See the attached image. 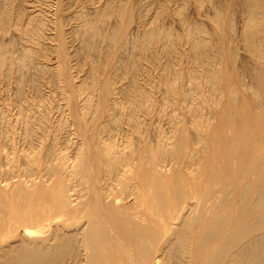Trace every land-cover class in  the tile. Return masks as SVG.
<instances>
[{
    "label": "rangeland",
    "instance_id": "rangeland-1",
    "mask_svg": "<svg viewBox=\"0 0 264 264\" xmlns=\"http://www.w3.org/2000/svg\"><path fill=\"white\" fill-rule=\"evenodd\" d=\"M250 6L256 7L259 13L264 14V0H0V247L15 243L20 232L33 231L32 236L39 237L41 234V238H47L59 225L62 226V228L59 227L63 230L62 234L67 231L63 235H74L73 232L77 233V228L80 232L81 228L88 224L89 219H93L90 217L93 216L94 207H97L98 211L101 210L99 213L110 222L115 233L117 232L116 235L124 248L126 250L129 248V253L130 249H136L137 252L144 251L147 264H173L174 262L202 264L229 234V228L224 229L220 237L212 244L210 242L201 248L199 247L201 234L197 233L191 240L194 244L193 242L189 244L190 254L184 256L181 250L175 247L167 256L165 245L171 236L168 228H177L183 218L189 214L195 217L198 212L222 208L225 204L229 205L232 213L230 225L240 218L245 223L251 221L256 213L246 210L248 214H245L238 208L241 201L240 194L230 193L234 185H229L226 192L219 185L222 179L234 176H238L237 179L245 184L253 176L252 172L259 174L264 170V80L261 81L264 79V64H262L264 56H259L264 53V32L259 30L264 31V24L260 17L253 19V23L257 21L258 24L259 21V26H255L256 23L252 24L253 28L258 27V29L257 32L254 29L251 36L253 37L254 34L257 36L254 35L256 37H253L254 39L249 36L250 42L247 41L242 33L245 27L244 22H246L243 20L249 17ZM104 11L108 12V17L107 14L104 16ZM92 20L91 26L88 25ZM95 22H97L96 25ZM144 28L147 31L148 28L149 31L157 29V34L160 32L161 35L157 36H160L161 41L157 38L158 42L151 40L148 44L147 41L144 46V42H140L143 35H146L144 33L147 32ZM193 30H197V34L200 35L196 32L192 33ZM93 31H96L97 35L91 34ZM105 35L109 38L107 39ZM162 35L165 38H162ZM188 35L193 36V40H189L192 38ZM110 36H115L114 41ZM194 38L206 43L210 41L209 47L199 52L201 55L197 54V49L192 45ZM89 39H92L91 42ZM151 44L154 45L151 46ZM134 45L137 47L133 48ZM257 45L261 46L260 49ZM169 48H172V52ZM249 49L256 50L251 52ZM220 55L221 57L217 58ZM258 57L261 62L257 61ZM212 66L213 69H211ZM215 69L219 70L218 73ZM195 70L199 72L195 73ZM200 71L204 74L202 75ZM193 72L198 80H201L199 75L202 76V80L198 81L197 77L192 75ZM168 75H173V80ZM207 77H209V84ZM167 80L175 81L173 93H170L173 89L169 87ZM203 80H205L204 83ZM196 81L204 89L195 88ZM250 85L252 87L254 85V89ZM210 86H213V89ZM244 86L247 87L244 88ZM230 87L233 90L229 91ZM209 88L212 90L210 91ZM197 90L203 93L199 92L202 94L198 96ZM261 94H263L262 97ZM91 95H93V102L88 99ZM142 95L146 98L144 99ZM134 97H137L139 102L135 101ZM203 98L207 99L205 100L207 103L204 100L201 101ZM136 102L137 104H134ZM146 104L148 105L145 106ZM127 114H131V119L128 116L129 121L125 116ZM176 117L178 120L175 119ZM65 120H68L67 123ZM109 120L111 122L114 120V125L113 123L110 125ZM213 120H216L215 124ZM104 125H107L109 130ZM177 125L179 129H176ZM64 127L68 130L63 129ZM174 128L180 132L174 142L177 147L175 159L162 160L159 149L164 141L171 142L169 139L175 132ZM110 130L111 132H108ZM109 143L115 144V147H111ZM108 146L112 148L114 156L121 160L122 165H125L123 167L119 162L117 169L112 170L117 172L114 174L111 172L112 175H107L104 158V152ZM201 146L205 151L201 149ZM118 147L121 148V152H118ZM54 151L57 152V157L58 154L63 155L62 157L68 156L64 159L66 166L70 169L81 161L82 167L77 168L79 174L76 178H65L67 180L65 181L60 173L51 177L49 173L44 172V169L48 172L45 167H48V164L51 166L57 158ZM196 153L201 154L200 158H202L198 159L199 155L197 156ZM76 154L79 160L74 159ZM49 155L53 159H50ZM81 155L82 157H79ZM83 155L86 156L83 157ZM156 155L160 156L161 161ZM30 156L31 158L36 156L34 160L37 159V162L34 163ZM73 159L79 162L75 163ZM134 161L138 162L137 165ZM72 162L75 163L73 166H71ZM86 163L87 166H85ZM127 163L131 165L133 181L129 185L127 177L130 167ZM157 163H159L158 166ZM168 165H171L170 168ZM195 166H198L197 170ZM126 168L127 171H125ZM165 171L169 177H163L162 173ZM14 176L17 177L14 178ZM7 178H10L9 182H5ZM24 182L28 183L29 187L24 186ZM67 182L70 184H66ZM31 184L34 188H31ZM131 184L138 186H136L135 196L127 193L130 191ZM60 191L67 192L74 198H81V194L82 197L89 196L90 200L88 198L87 206H83L79 211L63 209L57 202V194ZM105 193H111L112 197L108 198ZM100 207L105 209L106 214ZM88 208L93 210L88 211ZM82 212H86L85 214L89 216L86 217ZM82 214L85 215L83 218H81ZM190 215L189 218L194 219ZM37 220H43L46 225H49L44 229V233L37 229L35 224ZM18 227L20 230L14 232ZM107 235L104 240L106 257L101 259L99 264H132L127 258L128 252L121 247L122 244L121 246L118 244L122 250L118 247L117 243H120L117 242L118 239L110 234ZM122 238H127L125 239L127 244ZM57 242L55 238H51V242H47V245L57 248L61 244ZM71 250L73 249L63 250L64 254L68 252L66 255L62 251H57L62 252L61 257L59 256V264H78L79 262V264L82 262L85 264V257L80 256L79 250L77 248L76 252ZM162 250L164 254H161ZM73 253L74 255H71ZM63 255L64 258H62ZM68 255L69 258L66 260ZM72 256L75 258L73 259ZM4 259L0 258V264ZM229 261L228 258L225 263ZM140 263L145 264L144 261Z\"/></svg>",
    "mask_w": 264,
    "mask_h": 264
},
{
    "label": "bare ground",
    "instance_id": "bare-ground-1",
    "mask_svg": "<svg viewBox=\"0 0 264 264\" xmlns=\"http://www.w3.org/2000/svg\"><path fill=\"white\" fill-rule=\"evenodd\" d=\"M261 1V0H260ZM249 5H251V3L249 4ZM108 6V5H107ZM111 8V7H110ZM249 11L248 12H250V15L247 13V15H249V17L247 16V15H245L246 17H248L247 18V20H243V22L244 21H246V22H244L245 24V27L242 25V28L244 27V30H243V32L242 33H244V37L247 39V41H249L248 40V38H249V36H251L254 32V29L255 28H253L254 27V23H256V25L255 26H257L258 24H259V21H258V24H257V21L256 22H254L253 23V19H255V18H257V17H260L261 18V22L264 24V14H263V12L262 13H259L258 12V10H257V8L256 7H254V6H250V9H248ZM1 11V10H0ZM110 11V10H109ZM246 11V10H245ZM264 11V10H263ZM104 16L108 13H106L105 11H104ZM246 13V12H245ZM101 14H103V13H101ZM216 14H217V12H216ZM110 15H111V13H110ZM109 15V16H110ZM221 15V14H220ZM158 16V15H157ZM242 16V15H241ZM107 17H108V14H107ZM232 17V16H231ZM86 19V18H85ZM244 19H245V17H244ZM95 21V20H94ZM14 22H16V21H14ZM91 22L93 23V20L92 21H90V24L88 23V25H90L91 26ZM243 22H242V24H243ZM96 23L97 22H95V25H96ZM252 24H254V25H252ZM27 25V24H26ZM55 25V24H54ZM190 25V24H189ZM223 25V24H222ZM87 25H85V27H86ZM94 26V25H93ZM230 26H232L231 24H230ZM259 26V25H258ZM264 26V25H263ZM97 27V26H96ZM112 27V26H111ZM198 27V26H197ZM94 28V27H93ZM193 28V27H192ZM195 28V27H194ZM200 28V27H199ZM202 28V27H201ZM230 28V27H229ZM24 29V28H23ZM88 29V28H87ZM94 29H96V28H94ZM98 29V28H97ZM145 29V28H144ZM188 29V28H187ZM257 29H258V27H257ZM257 29H255L256 30V32H257ZM146 30V29H145ZM150 29L148 28V31H149ZM154 30L155 29H153L152 31H147V32H145L144 34H146V35H143L144 37H142L141 35V41L140 42H144V46H145V42H147L148 44L149 43H151L150 41L152 40V42H153V40H157V42H158V39H160L159 37L161 36L159 33L160 32H158V34L160 35L159 37L157 36L158 34H157V29L155 30L156 32H154ZM189 30V29H188ZM231 30H232V28H231ZM260 31H262V33L264 32L263 30H261V29H259ZM259 30H258V34H259ZM100 31V30H99ZM111 31V30H110ZM159 31V30H158ZM164 31V30H163ZM27 32V31H26ZM86 33H87V30L85 31ZM196 32V34H197V30L196 31H194L193 30V32L192 33H195ZM232 32V31H231ZM95 33V35H97V33H96V31H93V33H91V34H94ZM142 33V32H141ZM161 33H162V30H161ZM170 33V32H169ZM198 33H199V31H198ZM201 33V32H200ZM261 33V32H260ZM163 34H165L164 32H163ZM177 34V33H176ZM231 34V33H230ZM98 35H100L99 33H98ZM131 35V34H130ZM197 35H200V34H197ZM201 35H202V33H201ZM233 35V34H232ZM255 35V34H254ZM253 35V37H255V36H257V34L254 36ZM260 35V34H259ZM93 36V35H92ZM106 36V35H105ZM176 36V35H175ZM188 36H190V35H188ZM188 36L186 37V39L188 38ZM195 36V35H194ZM203 36V35H202ZM263 36V35H262ZM261 36V37H262ZM111 38H112V41H114L113 40V38L115 37V36H110ZM128 38H129V36H127ZM138 37V36H137ZM252 37V36H251ZM252 37V38H253ZM259 37V36H258ZM46 38V37H45ZM106 38H107V36H106ZM109 38V37H108ZM107 38V39H108ZM127 38V39H128ZM158 38V39H157ZM162 38H165V36H163L162 35ZM171 39H172V37H170ZM175 38V37H174ZM189 38H192V39H189V40H193V36H190ZM200 38H203V37H200ZM256 38V37H255ZM260 38V37H259ZM102 39V38H101ZM168 39V38H167ZM171 39H170V41H171ZM243 39V38H242ZM245 39V40H246ZM254 39V38H253ZM88 40V39H87ZM92 40V39H91ZM91 40L89 39V41L91 42ZM130 40V39H129ZM132 40V39H131ZM162 40H164V39H162ZM169 40V39H168ZM167 40V42H169ZM188 40V39H187ZM252 40V39H251ZM256 40V39H255ZM110 41V40H109ZM133 41H135V40H133ZM132 41V42H133ZM160 41H161V39H160ZM208 41V40H207ZM247 41H246V43H247ZM261 41V40H260ZM262 41H263V38H262ZM33 42V41H32ZM139 42V43H140ZM142 42V43H143ZM156 42V41H155ZM190 42H192V41H190ZM209 42L210 41H208L207 43L205 42V41H203V40H199V41H197L195 38H194V43L192 44V45H194L195 46V49H197V54L200 52L201 53V51H202V49H205V48H208L209 46H208V44H209ZM235 42V41H234ZM244 41H242V43H243ZM250 42V41H249ZM134 43V42H133ZM146 43V44H147ZM258 43H259V41H258ZM260 43H262V42H260ZM114 44V43H113ZM147 44V45H148ZM155 44V43H154ZM153 44V45H154ZM165 44H166V41H165ZM169 44L171 45V43L169 42ZM180 44V43H179ZM252 44H253V42H252ZM108 45H109V43H108ZM140 45V44H139ZM152 44H151V46H153ZM167 45V44H166ZM170 45H169V47H170ZM187 45V44H186ZM192 45H190V46H192ZM243 45V44H242ZM246 45V44H245ZM249 45V44H248ZM260 45V44H259ZM110 46H111V44H110ZM135 46L136 45H134V47L133 48H135ZM143 46V45H142ZM144 46H143V48H144ZM165 46V45H164ZM174 46V45H173ZM172 46V47H173ZM194 46H192V47H194ZM2 47V46H1ZM109 47V46H108ZM137 47V46H136ZM213 47V46H212ZM244 47H246V46H244ZM249 47V46H248ZM257 47H259L258 45H257ZM261 47V46H260ZM260 47H259V49H260ZM112 48V47H111ZM125 48V47H124ZM148 48V47H147ZM175 48V47H174ZM190 48V47H189ZM211 48V47H210ZM247 48V47H246ZM245 48V49H246ZM250 48V47H249ZM254 48V47H253ZM256 48V47H255ZM165 49V48H164ZM163 49V50H164ZM170 49V48H169ZM192 49V48H191ZM258 49V48H257ZM144 50V49H143ZM145 50H147L146 48H145ZM171 50V52H172V48L170 49ZM189 50V49H188ZM249 50H251V52H253V50L254 49H249ZM249 50H248V53H249ZM256 50V49H255ZM254 50V51H255ZM169 51V50H168ZM247 51V50H246ZM196 52V51H195ZM234 52V51H233ZM199 53V54H200ZM203 53H205V51L203 52ZM202 53V54H203ZM122 54V53H121ZM124 54V53H123ZM257 54V53H256ZM264 54V53H263ZM261 55V54H259V56H264V55ZM201 55V54H200ZM199 55V56H200ZM235 55V54H234ZM258 55V54H257ZM254 56H255V54H254ZM221 57V55L219 56V57H217V58H220ZM231 57V56H230ZM233 57V56H232ZM231 57V58H232ZM216 58V57H215ZM233 58H235V57H233ZM106 59V58H105ZM257 59V58H256ZM261 59V58H260ZM263 59H264V57H263ZM193 60V59H192ZM257 61H259V62H261L260 60H259V57H258V60ZM264 61V60H263ZM262 61V62H263ZM0 62H1V60H0ZM4 63V62H3ZM11 63V62H10ZM9 63V64H10ZM135 63V62H134ZM170 63V62H169ZM214 63V62H213ZM250 63V62H249ZM184 64H186V63H184ZM189 64V63H188ZM214 64H216V63H214ZM262 64H264V63H262ZM194 65V64H193ZM192 65V66H193ZM208 65L210 66V64L208 63ZM135 66V65H134ZM137 66V65H136ZM205 66V65H204ZM203 66V67H204ZM216 66V65H215ZM218 66H220L221 67V65H217V67ZM264 66V65H263ZM9 67V66H8ZM164 67V66H163ZM219 67V68H220ZM132 68V67H131ZM130 68V69H131ZM192 68V67H191ZM10 69V68H9ZM135 69V68H134ZM133 69V70H134ZM211 69H213V66H212V68ZM222 69V68H221ZM220 69V70H221ZM103 70V69H102ZM209 70H210V68H209ZM216 70V69H215ZM257 70V69H256ZM12 71V70H11ZM205 71V70H204ZM211 71V70H210ZM210 71H207V72H209V73H211ZM217 71V70H216ZM215 71V72H216ZM219 71V70H218ZM218 71H217V73H218ZM222 71V70H221ZM264 71V70H263ZM189 72V71H188ZM197 72H199V71H197V70H195V73H197ZM201 72V71H200ZM207 72H205L206 74H208ZM223 72V71H222ZM134 73V72H133ZM169 73V72H168ZM180 73V72H179ZM185 73V72H184ZM220 73V72H219ZM260 73V75H261V73H262V70H261V72H259ZM89 74V73H88ZM200 74V73H199ZM199 74H197V75H199ZM201 74H202V72H201ZM203 74H204V72H203ZM202 74V75H203ZM205 74V75H206ZM220 74H222V73H220ZM219 74V75H220ZM264 74V73H263ZM186 75V74H185ZM192 75H195L194 74V72H193V74ZM204 75V76H205ZM248 75V74H247ZM88 76V75H87ZM167 76V75H166ZM169 76V75H168ZM173 76V75H172ZM172 76L170 75L169 77L170 78H172ZM181 76V75H180ZM180 76H178V77H180ZM196 76V75H195ZM258 76V75H257ZM192 77V76H191ZM197 77V76H196ZM218 77H220V76H218ZM217 77V78H218ZM258 77H261V76H258ZM168 78V77H167ZM199 78H201V80H202V76L200 77V75H199ZM216 78V79H217ZM221 78H223V77H221ZM248 78V77H247ZM175 80L177 79V77L176 78H174ZM180 79V78H179ZM178 79V80H179ZM196 79V78H195ZM206 79H208V84H209V77H207ZM215 79V78H214ZM146 80V79H145ZM171 80H173V78L171 79ZM171 80H167V83H169V87H171L172 89H173V87H174V85H173V83L175 82V81H171ZM197 80H198V77H197ZM201 80H198V81H201ZM220 80H222V79H220ZM227 80V79H226ZM229 80V79H228ZM257 80H258V78H257ZM264 79H262L261 81H263ZM91 81H92V79H91ZM195 81V80H194ZM213 81H215V80H213ZM230 81H232V80H230ZM260 81V82H261ZM177 82V81H176ZM179 82V81H178ZM177 82V83H178ZM190 82V81H189ZM203 83L205 82V80H203L202 81ZM258 82H259V80H258ZM257 82V83H258ZM172 83V84H171ZM186 83V82H185ZM192 83H193V81H192ZM224 83V82H223ZM90 84V83H89ZM191 84V83H190ZM210 84H211V81H210ZM230 84V83H229ZM258 84H260V83H258ZM262 84V83H261ZM176 85V84H175ZM178 85V84H177ZM186 85H187V83H186ZM185 85V86H186ZM189 85V84H188ZM207 84H205V86H206ZM218 85V87L220 86L219 85V83L217 84ZM232 85V84H231ZM249 85V84H248ZM252 85V84H251ZM250 85V86H251ZM192 86V85H191ZM202 85L200 84V83H197V81H196V85H195V88H197V89H199V87L200 88H203L204 89V87L202 86ZM263 86H264V83H263ZM91 87V86H90ZM98 87V86H97ZM166 87V86H165ZM176 87V86H175ZM209 87V86H208ZM217 87V88H218ZM247 87V86H246ZM245 86H244V88H246ZM252 87V86H251ZM250 87V88H251ZM253 87H254V85H253ZM252 87V88H253ZM256 87V86H255ZM80 88H81V86H80ZM92 88V87H91ZM91 88H89V89H91ZM103 88H104V86H103ZM170 88V89H171ZM179 88H180V86H179ZM179 88H175V89H179ZM193 88V87H192ZM191 88V89H192ZM195 88H194V90H195ZM210 88H212L213 89V86L211 87L210 86ZM209 88V90L211 91L212 89H210ZM221 88V87H220ZM251 88V89H252ZM259 88V87H258ZM263 88V87H262ZM261 88V89H262ZM93 89H94V87H93ZM93 89H92V92H93ZM95 89H96V86H95ZM94 89V90H95ZM202 89V90H203ZM249 89V88H248ZM254 89V88H253ZM189 90V89H188ZM200 90V89H199ZM199 90H197L198 91V93H197V95L199 94V95H201L202 93H203V91H199ZM222 90V89H221ZM230 90H233V89H231V87H230V89H229V91ZM258 90V89H257ZM260 90V89H259ZM89 91V90H88ZM95 91H97V90H95ZM94 91V92H95ZM173 91H174V89L172 90V92H171V90H170V93H173ZM190 91V90H189ZM188 91V92H189ZM205 91V90H204ZM209 91V92H210ZM217 91H218V89H217ZM223 91H224V89H223ZM246 91H250V90H246ZM254 91H256V89L254 90ZM92 92H90V94H92ZM94 92H93V94H94ZM143 92H145V90L143 91ZM199 92H202L201 94L199 93ZM258 92V91H257ZM256 92V93H257ZM260 92V91H259ZM258 92V93H259ZM264 92V91H263ZM195 93V92H194ZM218 93V92H217ZM251 93H252V91H251ZM89 94V95H90ZM189 94V93H188ZM206 94H208V93H206ZM233 94V93H232ZM234 94H235V92H234ZM249 94V93H248ZM95 95V94H94ZM123 95V94H122ZM138 95V94H137ZM194 95H196V94H194ZM198 95V96H199ZM220 95V94H219ZM222 95V94H221ZM220 95V96H221ZM260 95V94H259ZM262 95L263 94H261V97H262ZM105 96V95H104ZM134 96H135V94H134ZM164 96V95H163ZM165 96H166V94H165ZM190 96V95H189ZM235 96V95H234ZM237 96V95H236ZM92 97H93V95H91V97L89 98L88 97V99H91L92 100ZM138 97V96H137ZM132 98V99H134L135 101L136 100H138V98ZM142 97L144 98V95H142ZM148 97V96H147ZM168 97V96H167ZM166 97V98H167ZM205 98H206V96H204ZM209 97H210V95H209ZM223 97V96H222ZM231 97V96H230ZM253 97H255V96H253ZM145 98H146V96H145ZM144 98V99H145ZM212 98V97H211ZM198 99V98H197ZM214 99V98H213ZM216 99V98H215ZM224 99V98H223ZM235 100H236V98H234ZM133 100V101H134ZM140 100H142L141 99V96H140ZM161 100V99H160ZM189 100H190V98H189ZM202 100H207V99H201V101ZM211 101H213L212 99H210ZM85 101H87V100H85ZM117 101V100H116ZM132 101V102H133ZM145 101V100H144ZM148 101V100H147ZM201 101L200 100H198V102H200V104H201ZM216 101V100H215ZM214 101V102H215ZM234 101V100H233ZM254 101V100H253ZM92 102H93V100H92ZM129 102V101H128ZM131 102V103H132ZM137 102H139V100L137 101ZM137 102L136 103H134V104H137ZM142 102V101H141ZM195 102V101H194ZM206 102V101H205ZM213 102V103H214ZM220 102V101H219ZM218 102V103H219ZM223 102H224V100H223ZM263 102V101H262ZM114 103H116V102H114ZM146 103H148V102H146ZM204 103V102H203ZM207 103V102H206ZM211 104H212V102H210ZM209 103V104H210ZM216 103V102H215ZM261 103V102H260ZM264 103V102H263ZM120 104V103H119ZM122 104V103H121ZM120 104V105H121ZM144 104H145V102H144ZM197 104H199V103H197ZM210 104V105H211ZM236 104H237V102H236ZM256 104H257V102H256ZM90 105V104H89ZM131 105V104H130ZM139 105V104H138ZM142 105V104H141ZM148 104H146L145 106H147ZM194 105V104H193ZM209 105V106H210ZM215 105V104H214ZM219 105V104H218ZM220 105H222V103L220 104ZM264 105V104H263ZM115 106L117 107L118 106V103L117 104H115ZM133 107H134V105H132ZM188 106V105H187ZM195 106V105H194ZM262 106V105H261ZM93 107V106H92ZM139 107V106H138ZM211 107V106H210ZM213 107V106H212ZM216 107V106H215ZM215 107H214V109H215ZM257 107V106H256ZM137 108V107H136ZM213 109V110H214ZM257 109V108H256ZM145 110H146V108H145ZM166 110V109H165ZM129 111V110H128ZM195 111V110H194ZM49 112V111H48ZM47 112V113H48ZM188 112V111H187ZM233 112V111H232ZM240 112V111H239ZM46 113V114H47ZM118 113V112H117ZM130 113V112H129ZM134 113V112H133ZM176 113V112H175ZM194 113V112H193ZM218 113V112H217ZM159 114V113H158ZM189 114V113H188ZM48 115H49V113H48ZM86 115H87V113H86ZM93 115H95L94 113H93ZM131 115V114H130ZM130 115L129 114H127V115H125V116H129L130 117ZM213 115H214V113H213ZM254 115V114H253ZM124 116V117H125ZM135 116V115H134ZM134 116H132L133 118H135ZM157 116V115H156ZM162 116V115H161ZM175 116V115H174ZM177 116V115H176ZM188 116V115H187ZM44 117V116H43ZM83 117V116H82ZM87 117V116H86ZM129 117L127 118L128 119V121H129ZM150 117V116H149ZM171 117L173 118V115H171ZM214 117V116H213ZM245 117V116H244ZM132 118V119H133ZM181 118V117H180ZM252 118V117H251ZM69 119V118H68ZM92 119H93V117H92ZM113 119V118H112ZM124 119H126V118H124ZM126 119V120H127ZM130 119H131V117H130ZM136 119V118H135ZM175 119H177V117L175 118ZM175 119H174V121H175ZM216 119V118H215ZM178 120V119H177ZM200 120V119H199ZM66 121V120H65ZM65 121H64V123H65ZM68 121V120H67ZM67 121H66V123H67ZM69 121H70V119H69ZM110 122H111V120H109ZM124 121V120H123ZM127 121V122H128ZM181 121V120H180ZM197 121V120H196ZM195 121V122H196ZM202 121V120H201ZM209 121V120H208ZM211 121V120H210ZM257 121V120H256ZM110 122H108V124L110 123ZM134 122H136V121H134ZM198 122V121H197ZM203 122V121H202ZM201 122V123H202ZM205 122V121H204ZM213 122H214V124H215V122H216V120L214 121L213 120ZM258 122V121H257ZM66 123H65V125H66ZM113 123V125H114V120L110 123V125ZM188 123V122H187ZM212 123V122H211ZM70 123H68V125H69ZM106 124V123H105ZM107 124V125H108ZM179 124V123H178ZM182 124V123H181ZM185 124V123H184ZM197 123H195V125H196ZM213 124V123H212ZM61 125V124H60ZM105 126L106 127V129H107V127L108 126ZM109 125V126H110ZM129 125V124H128ZM208 125H209V123H208ZM73 126V125H72ZM178 126V125H177ZM181 127L183 126V125H180ZM212 126V125H211ZM210 126V127H211ZM69 127H71V125H69ZM111 127V126H110ZM109 128V127H108ZM173 128V127H172ZM179 129V126L178 127H176V129ZM205 128V127H204ZM213 128V127H212ZM63 129H66V130H68L67 128H63ZM71 130H72V128H70ZM103 129V128H102ZM105 129V128H104ZM65 130V131H66ZM107 130H109V129H107ZM107 130H106V132H107ZM61 131H62V129H61ZM174 133L172 134V137L169 139L171 142H165L164 140V144H162V146H161V149H159L160 150V158H162V160L164 159L165 160V158H167V160H169L168 158H174L175 156V152H176V150H177V147H176V144L174 143L175 141H176V139H177V137H178V135H180V132H178V130L176 131L175 130V128H174ZM181 131V130H180ZM186 131V130H185ZM206 131V130H205ZM212 131V130H211ZM108 132H111V130L110 131H108ZM170 132V131H169ZM173 132V130L171 131V133ZM55 133V132H54ZM68 133V132H67ZM201 133V132H200ZM264 133V132H263ZM70 134V133H69ZM210 135H211V132L209 133ZM71 135V134H70ZM186 135H187V133H186ZM198 135H200V134H198ZM203 135V134H202ZM204 135H206L205 133H204ZM144 136V135H143ZM68 137V136H67ZM203 137V136H202ZM205 137V136H204ZM211 137V136H210ZM145 138V137H144ZM163 138V137H162ZM200 138V137H199ZM9 140V139H8ZM65 140V139H64ZM122 140V139H121ZM129 140V139H128ZM204 140V139H203ZM67 141V140H66ZM104 141H105V139H104ZM112 141V140H111ZM110 141V142H111ZM198 141V140H197ZM65 142V141H64ZM67 142H69V141H67ZM106 142V141H105ZM108 142H109V140L107 141V143L106 144H108ZM131 142V141H130ZM162 142V141H161ZM207 142V141H206ZM103 143V142H102ZM112 143V142H111ZM111 143H109L110 145H112L111 147H113L115 144H111ZM160 143V142H159ZM198 143H200V142H198ZM67 144V143H66ZM106 144H105V147H106ZM130 144V143H129ZM141 144V143H140ZM201 144V143H200ZM82 145H83V143H82ZM156 145V144H155ZM161 145V144H160ZM202 145V144H201ZM204 145H206V144H204ZM102 146H104L103 144H102ZM132 145L130 144V147H131ZM157 146H159L158 144H157ZM195 146H196V144H195ZM200 146V145H199ZM207 146H209L208 144H207ZM75 147V146H74ZM82 147V146H81ZM84 147H86V146H84ZM88 147V146H87ZM86 147V148H87ZM111 147H107L106 149L104 148V147H102L103 149H105V152H104V150H103V152H104V158L106 159V161H105V159H104V161L106 162V166H107V171L106 172H108V174L107 175H109L111 172H112V170H115V169H117V165H118V163L119 162H121V160L119 161L118 160V158L117 157H115L114 156V152L112 151V148ZM115 147V146H114ZM139 147H141V146H139ZM202 147V146H201ZM24 148V147H23ZM22 148V149H23ZM119 148V147H118ZM136 148H138V146H136ZM135 148V149H136ZM197 148H198V146H197ZM196 148V149H197ZM207 148H210V147H207ZM75 149V148H74ZM114 150H115V148H113ZM119 149H120V151H119ZM118 149V152H121V148H119ZM128 149H130V148H128ZM132 149V148H131ZM139 149V148H138ZM143 149V148H142ZM155 149V148H154ZM201 149H203V147L201 148ZM36 150V149H35ZM139 150H141V148L139 149ZM138 150V151H139ZM198 150H200V149H198ZM197 150V151H198ZM204 150V149H203ZM208 150H210V149H208ZM117 151V150H116ZM135 151V150H134ZM205 151V150H204ZM206 151H207V149H206ZM55 152V151H54ZM53 152V153H54ZM4 153V152H3ZM57 152H55V154H56ZM77 153V152H76ZM83 153V152H82ZM144 153H146V152H144ZM155 153H157V154H159L158 152H155ZM178 153V152H177ZM189 153V152H188ZM5 154V153H4ZM32 154V153H31ZM34 154V153H33ZM52 154V153H51ZM63 154V153H62ZM66 154V153H65ZM65 154H64V156H65ZM120 154V153H119ZM122 154V153H121ZM135 154H136V152H135ZM143 154V153H142ZM151 154V153H150ZM149 154V156H152V155H150ZM61 156V154H58V157H57V154H56V157L57 158H55V160L52 162V165L50 166L49 164H48V167H45V168H47L46 170L48 171V172H46L45 171V169H44V172L46 173V174H48L49 176L51 175V177H55V175H59V173L63 176L62 178H64V180L65 181H67L66 179H69V178H76V176H77V174H79V172H78V170H77V168L79 169V167H82L81 166V164L82 163H80L79 161H77V160H74V159H78V154H76L77 156H75L74 157V161H75V163H77V162H79V164H77V165H75L74 166V168L73 169H70V167H68V166H66V164H65V159L64 158H66L67 159V157L65 156V157H60ZM116 155V154H115ZM132 155V154H131ZM147 155H148V153H147ZM155 155V154H154ZM179 155V154H178ZM190 155V154H189ZM196 155L198 156L199 154H197L196 153ZM195 155V156H196ZM201 155V154H200ZM200 155L198 156L199 158L198 159H201L200 158ZM86 155H83V157H85ZM157 156V155H156ZM187 156H188V154H187ZM194 156V155H193ZM196 156V157H197ZM34 158L36 157V156H33ZM50 159L52 158V156L50 157V155L48 156ZM79 157H82V155L81 156H79ZM158 157V156H157ZM159 157H158V159H159ZM10 158V157H9ZM13 158V157H12ZM22 158V157H21ZM30 158H31V156H30ZM34 158H31V159H33L34 160ZM87 158V157H86ZM123 157H121V159H122ZM136 158H137V156H136ZM152 158V157H151ZM30 159V160H31ZM49 159V160H50ZM53 159V158H52ZM69 159V158H68ZM72 159V158H71ZM80 159V158H79ZM78 159V160H79ZM82 159V158H81ZM84 159V158H83ZM82 159V160H83ZM135 159V158H134ZM157 159V160H158ZM175 159V158H174ZM196 159V158H195ZM205 159V158H204ZM6 160V159H5ZM29 160V159H28ZM29 160V161H30ZM48 160V159H47ZM70 160V159H69ZM129 160V159H128ZM130 160H132L131 158H130ZM136 160V159H135ZM156 160V161H157ZM181 160V159H180ZM35 161L37 162V159H35L34 160V163H35ZM44 161H46V160H44ZM77 161V162H76ZM138 161V160H137ZM145 160H143V162H144ZM159 161H161V159H159ZM158 161V162H159ZM70 162H71V160H70ZM126 162V161H125ZM132 162V161H131ZM130 162V163H131ZM162 162H165V161H162ZM33 163V162H32ZM50 163H51V160H50ZM73 163L74 162H72V164H71V166H73ZM74 163V164H75ZM84 163H85V160H84ZM83 163V164H84ZM87 163H88V160H87ZM86 163V165L85 166H87L88 164ZM134 163H135V161H134ZM137 163L138 162H136L135 164L137 165ZM160 163V162H159ZM159 163H157V166L159 165ZM166 163H168V162H166ZM264 163V162H263ZM30 164H31V162H30ZM121 165H122V162L120 163ZM128 164V163H127ZM216 164H218V163H216ZM4 165V164H3ZM3 165H1V166H3ZM33 165V164H32ZM31 165V166H32ZM34 165H36V164H34ZM33 165V166H34ZM120 165V166H121ZM129 165V164H128ZM150 165H151V163H150ZM12 166V165H11ZM24 166V165H23ZM38 166V165H37ZM123 167L125 166V165H122ZM134 166V165H133ZM147 166H148V164H147ZM170 166L171 165H168V167L170 168ZM192 166H193V164H192ZM123 167H122V169H123ZM129 174H128V177H127V182H128V185L131 183V181H132V171H131V165H129ZM196 167V166H195ZM200 167V166H199ZM206 167V166H205ZM25 168V167H24ZM86 168V167H85ZM190 168V167H189ZM197 168H198V166L196 167V170H197ZM217 168V167H216ZM12 169V168H11ZM29 169V168H28ZM91 169V168H90ZM119 169H121V168H119ZM118 169V170H119ZM121 169V170H122ZM152 169V168H151ZM158 169V168H157ZM168 169V168H167ZM34 170V169H33ZM32 170V171H33ZM89 170V169H88ZM88 170H87V172H88ZM105 170V169H104ZM207 170V169H206ZM31 171V170H30ZM85 170H83V172H84ZM125 171H127V168H126V170ZM135 171V170H134ZM133 171V172H134ZM140 171V170H139ZM145 171V170H144ZM158 171V170H157ZM164 171V170H163ZM168 171V170H167ZM192 171H193V167H192ZM114 172H117V171H114ZM114 172H112L113 174H114ZM153 172V171H152ZM159 172V171H158ZM4 173V172H3ZM69 173V174H68ZM86 172H84V174H85ZM89 173V172H88ZM194 173H196L195 172V170H194ZM259 173V172H258ZM12 174V173H11ZM10 174V175H11ZM27 174H28V172H27ZM29 174H31V172L29 173ZM33 174V173H32ZM116 174V173H115ZM151 174H153V173H151ZM163 174V177L165 178V176L166 177H169V174L168 173H166V171L165 172H163L162 173ZM171 174V173H170ZM9 175V176H10ZM36 175V174H35ZM47 175V176H48ZM61 175H60V178H61ZM106 175V176H107ZM110 175H112V174H110ZM158 175V174H157ZM161 174H159V176H160ZM251 175H253L249 180H248V182L246 181L245 182V184H244V182H242V180L241 181H239V179H237V178H239L238 176H234V177H232V178H229V179H222L219 183V185H221L223 188H224V192H226V191H228V188H229V185H234V188L232 189L233 191L232 192H230V193H232L233 195L235 194V193H237V194H240V197H241V201H240V203H239V205H238V208H240V210L242 211V212H245V214H248V213H246V210H248L250 213H256V216L251 220V219H249V220H251V221H249V222H242V219L240 218V219H238L235 223H232L231 225H230V217H231V209L229 208V205L228 204H225L222 208H217V209H214V210H205V211H202V212H198V215H196L195 217H193L192 215H190L191 217H193L194 219H192V218H189V215L188 216H186V217H184L183 218V221L177 226V228H168V232H170L171 233V236H170V238L166 241V245H165V247H166V255L167 254H169V253H171L172 252V250L175 248V247H178L180 250H181V253H183L184 254V256H187V254L190 252L189 251V248H190V246H189V244H190V242H193V241H191L193 238H194V236L197 234V233H199V235H200V238H199V247L201 248L202 246H204V245H206V244H208V243H210L211 242V244H212V242L213 241H215V240H217L219 237H220V235L222 234V232H223V230L224 229H226V228H229V234L224 238V240H222V243H220L218 246H216L215 247V249H214V251L212 252V254H210L203 262H202V264H264V170L262 171V172H260L259 174H255L254 172H252L251 173ZM250 175V176H251ZM11 176H13V175H11ZM10 176V177H11ZM46 176V175H45ZM45 176H43V177H45ZM125 176V175H124ZM134 176H135V174H134ZM189 176H190V174H189ZM17 177V176H16ZM15 176H14V178H16ZM22 177H24V175L22 176ZM26 177V176H25ZM85 177H87V176H85ZM89 177V176H88ZM161 177V176H160ZM171 177H173V176H171ZM201 177V176H200ZM13 178V177H12ZM66 178V179H65ZM116 178V177H115ZM152 178V177H151ZM162 178V177H161ZM174 178V177H173ZM206 178H207V176H206ZM10 179V178H9ZM9 179L7 178L6 180H5V182H9ZM48 179V178H47ZM46 179V180H47ZM52 179V178H51ZM88 179V178H87ZM183 179V178H182ZM190 179V178H189ZM33 180V179H32ZM53 180V179H52ZM76 180V179H75ZM167 180V179H166ZM172 180V179H171ZM185 180V179H184ZM192 180V179H191ZM194 180V179H193ZM245 180V179H244ZM11 181V180H10ZM23 181V180H22ZM28 181V180H27ZM37 181V180H36ZM49 183H51V180L49 179ZM69 181V180H68ZM169 181V180H168ZM3 183H4V181H2ZM26 182V181H25ZM24 182V183H25ZM56 182H57V180H56ZM79 182V181H78ZM77 182V184H79ZM103 182V181H102ZM114 182V181H113ZM133 182V181H132ZM139 182V181H138ZM196 182V181H195ZM48 183V182H47ZM46 183V184H47ZM76 183V182H75ZM136 183V182H135ZM172 183V182H171ZM205 183V182H204ZM28 183H25V185L24 186H28L27 185ZM38 184H40V183H38ZM66 184H70V182L68 183H66ZM65 184V185H66ZM72 184V183H71ZM105 184V183H104ZM116 184V183H115ZM118 184V183H117ZM157 184H158V179H157ZM159 184H160V182H159ZM7 185V184H6ZM18 185V184H17ZM30 185V184H29ZM48 185V184H47ZM73 185V184H72ZM106 185V184H105ZM139 185V184H138ZM188 184H186V186H187ZM39 186V185H38ZM80 186V185H79ZM82 186V185H81ZM117 186V185H116ZM137 185H133V184H131L130 185V193L129 192H127L130 196H135L136 195V192H137V187H136ZM240 186H242V187H240ZM29 187V186H28ZM34 188V186L31 184V188ZM106 187H107V185H106ZM129 187V186H128ZM141 187V186H140ZM170 187H171V184H170ZM7 189H8V186L6 187ZM5 188V189H6ZM64 188V187H63ZM71 188H74V187H71ZM71 188H70V190H71ZM188 188V187H187ZM11 189V188H10ZM57 189V188H56ZM55 189V190H56ZM65 189V188H64ZM63 189V190H64ZM74 189H76V188H74ZM141 189V188H140ZM146 189H148V188H146ZM32 190V189H31ZM69 190V191H70ZM78 190V189H77ZM115 190V189H114ZM127 190V189H126ZM128 191V190H127ZM138 191H139V189H138ZM144 191V190H143ZM81 192V191H80ZM101 192V191H100ZM114 193H115V191H113ZM217 192V191H216ZM54 193V192H53ZM70 194H71V191L69 192ZM69 193H67V192H58V194H57V202H58V205H61L62 207H63V209H72V210H75V211H79L83 206H87V203L89 202H87V200H88V198H89V200H90V197L89 196H86V197H82V194H81V198H74L72 195H70ZM148 193H149V191H148ZM171 193V192H170ZM187 193V192H186ZM74 194V193H73ZM106 194V193H105ZM146 194V192H144V195ZM87 195V194H86ZM99 195V194H98ZM106 195H108V198L109 197H112V194L110 193V194H106ZM138 195V194H137ZM147 195V194H146ZM145 195V196H146ZM172 195V194H171ZM230 195V194H229ZM41 196H42V194H41ZM74 196H77V195H74ZM141 196V195H140ZM214 196H216L215 194H214ZM231 196V195H230ZM229 196V197H230ZM9 197V196H8ZM36 197V196H35ZM78 197V196H77ZM127 197H129V196H127ZM172 197H173V195H172ZM217 197H219V196H217ZM238 197V196H237ZM75 200H74V199ZM99 198V197H98ZM144 198H146V197H144ZM186 198V197H185ZM209 198H210V196H209ZM51 199H53V198H51ZM100 199V198H99ZM104 199V198H103ZM148 199V198H147ZM200 199V198H199ZM186 200V199H185ZM210 200V199H209ZM208 200V201H209ZM126 201V200H125ZM143 201V200H142ZM169 201V200H168ZM207 201V202H208ZM102 202V201H101ZM148 202V201H147ZM213 202V201H212ZM98 203V202H97ZM100 203V202H99ZM30 204V203H29ZM52 204V203H51ZM76 204V205H75ZM170 204V203H169ZM90 205H92L93 206V204H91V202H90ZM89 205V206H90ZM110 205H112V203L110 204ZM189 205V204H188ZM206 205H207V203H206ZM29 207H30V205H29ZM50 207V206H49ZM189 207H190V205H189ZM90 208V207H89ZM88 208V209H89ZM93 208V207H92ZM91 208V209H92ZM172 208V207H171ZM191 208V207H190ZM91 209H89L88 211H91ZM100 209H102L101 207H100ZM196 209V208H195ZM93 210V209H92ZM104 210V211H103ZM137 210V209H136ZM191 210V209H190ZM100 212H101V210H99ZM99 211H98V209H97V207H94V211L92 212V214H93V216L92 217H90V218H93V219H89V221H88V224L87 225H85L84 226V228H81V230H80V232L78 231L79 229L77 228V233L76 232H73V233H75L74 235H63L65 232H67V231H65L63 234L61 233V232H63V230L62 229H60L59 227L61 226V225H59V227L58 228H56L55 230H53L54 232L52 233V235L50 236H48L47 238H41V234L39 235V237L37 236V237H35L34 235L32 236V232L31 233H27V231L26 232H20V234H18V240L15 242V243H9L8 245H6V246H4V247H0V258L2 259H4L3 260V262H5V263H3V262H1V264H59V261H60V257H61V255H62V252H63V250H66L67 251V248H68V250H70V249H73V250H71V251H74L75 250V252H76V248L79 250V253H81L80 254V256L81 255H83L84 257H85V259H84V263L85 264H99V262L101 261V259H104L105 257H106V253H105V247H104V240H105V238H106V235L107 234H110V236H113V237H115L116 239H118L117 240V242H120V243H117V245L119 244H122V246L121 247H123L124 248V246H123V243L121 242V240H120V238H118L117 237V235H116V233H115V231H114V229H113V227H112V225L110 224V222L109 221H107V219L105 218V217H103L100 213H99ZM102 211H103V213L105 212V209H102ZM195 211V210H194ZM247 211V212H248ZM84 212V211H83ZM82 212V213H83ZM87 212V211H86ZM85 212V213H86ZM109 212V211H108ZM197 212V211H196ZM75 213V212H74ZM80 213V212H79ZM79 213H78V215H79ZM85 213H83V214H85ZM102 213V214H103ZM110 213V212H109ZM82 214V215H83ZM104 214H106V213H104ZM112 214V213H111ZM244 214V213H243ZM82 215H80V216H82ZM86 215V217H88L89 215H87V214H85ZM85 215H83L81 218H83ZM91 215V214H90ZM112 215H114V214H112ZM194 215V214H193ZM253 215V214H252ZM213 216V217H212ZM248 216V215H247ZM254 216V215H253ZM252 216V217H253ZM71 217V216H70ZM75 217V216H74ZM77 217V216H76ZM110 217V216H109ZM117 217V216H116ZM249 217V216H248ZM64 218V217H63ZM77 218H80V217H77ZM76 218V219H77ZM233 218V217H232ZM67 219H69V218H67ZM75 219V220H76ZM122 219V218H121ZM108 220H109V218H108ZM123 220V219H122ZM125 220V219H124ZM59 221V220H58ZM58 221H57V223H58ZM61 221V220H60ZM69 221H71V220H69ZM84 221V220H83ZM111 221V220H110ZM54 223H55V221H54ZM112 223V222H111ZM113 223H114V221H113ZM25 224H26V222H25ZM35 224H36V227H37V229L39 230V232H41V233H44V229L47 227V226H49V225H46L45 224V221H43V220H37V221H35ZM86 224V223H85ZM172 224V223H171ZM170 224V225H171ZM52 225H54V224H52ZM83 225H84V223H83ZM82 225V226H83ZM116 225V224H115ZM124 225V224H123ZM173 225V224H172ZM66 226V225H65ZM70 226V225H69ZM77 226V225H76ZM52 227V226H51ZM50 227V228H51ZM67 227V226H66ZM81 227V226H80ZM55 228V227H54ZM53 228V229H54ZM61 228H62V226H61ZM65 228V227H64ZM125 228H126V226H125ZM25 229V228H24ZM18 230H20V227H18L17 229H15V231L14 232H17ZM65 230V229H64ZM69 230V229H68ZM118 230V229H117ZM22 231V230H21ZM119 231V230H118ZM79 232V233H78ZM120 232V231H119ZM128 232V231H127ZM50 233V232H49ZM71 233V232H70ZM72 233V234H73ZM8 234V233H7ZM31 234V235H30ZM51 234V233H50ZM119 234V233H118ZM167 235V234H166ZM109 235H107V237H108ZM197 237V236H196ZM51 238L52 239H56L58 242H61V244L56 248L55 246L54 247H49L48 245H47V242H51ZM110 238V237H109ZM109 238H107V239H109ZM166 238H168V237H166ZM14 239V238H13ZM111 239V238H110ZM123 239V238H122ZM125 239H127V238H125ZM125 239H123V240H125ZM114 240V239H113ZM113 240H111V242L113 241ZM166 240V239H165ZM57 242V243H58ZM113 242H115V241H113ZM124 242V241H123ZM128 242V241H127ZM155 242V241H154ZM53 243V242H52ZM124 243H126V240H125V242ZM135 243V242H134ZM198 243V242H197ZM4 244H6V243H4ZM115 244V243H114ZM113 244V245H114ZM127 244V243H126ZM125 244V245H126ZM147 244H149V243H147ZM193 244H194V242H193ZM112 245V246H113ZM118 245V247L120 248V246ZM155 245H157V244H155ZM161 245V244H160ZM215 245V244H214ZM104 247V248H103ZM106 247H107V245H106ZM115 248H116V244H115V246H114ZM54 248H56V249H54ZM70 248V249H69ZM128 248V247H127ZM121 250H122V248H120ZM125 250H126V248H124ZM123 249V250H124ZM163 249V248H162ZM212 249V248H211ZM234 249H236V250H234ZM56 250V251H55ZM128 250H129V248H128ZM128 250H126V252H128ZM131 251H130V253L128 252V255H127V258L130 260L129 262L130 263H132V264H142V263H140L141 261H144L145 262V264H147V261H146V255L144 254L145 252L144 251H141V252H137L136 251V249H130ZM159 250V249H158ZM57 251H62V252H60L61 253V255H60V253L59 252H57ZM65 251V252H66ZM71 251H69V252H71ZM107 251H109L108 249H107ZM110 251H113V250H110ZM118 251V250H117ZM192 251H194V250H192ZM74 252V253H75ZM161 252V251H160ZM162 252H163V250H162ZM198 252V251H197ZM74 253L73 254H71V255H74ZM120 252L118 251V255H120L119 254ZM123 253V252H122ZM158 253H159V251H158ZM196 253V252H195ZM2 254H3V256H2ZM63 254H64V252H63ZM66 254H68V252L66 253ZM66 254H64V255H66ZM161 254H164V252L163 253H161ZM190 254V253H189ZM64 255H63V257L62 258H64ZM170 255V254H169ZM173 255V254H172ZM174 255H176V253H174ZM173 255V256H174ZM60 256V257H59ZM109 256H110V254H109ZM108 256V259H110V257ZM155 256V255H154ZM168 256V255H167ZM173 256H172V258H173ZM195 256V255H194ZM67 257V256H66ZM73 257V259L75 258V256H72ZM119 257V256H118ZM121 257V256H120ZM156 257V256H155ZM176 257V256H175ZM68 258H69V255H68V257H67V259L66 260H68ZM167 259H168V257H166ZM165 258V259H166ZM230 259V261L229 262H227V263H225V261H226V259ZM70 259H71V257H70ZM69 259V260H70ZM73 259H71L72 261H74ZM76 259H77V256H76ZM175 259V258H174ZM178 259V258H177ZM65 260V261H66ZM156 260H158V259H156ZM180 260V259H179ZM77 261V260H76ZM122 261V260H121ZM125 261V260H124ZM172 261H174V260H172ZM181 261H182V259H181ZM78 262H79V259H78ZM109 262V261H108ZM159 262V261H158ZM165 262H169L168 260L166 261L165 260ZM63 263V262H62ZM80 263V262H79ZM78 263V264H79ZM176 262H174L173 264H175ZM179 263V262H178ZM64 264H66V263H64ZM68 264V263H67ZM70 264H72V263H70ZM82 264H83V262H82ZM110 264V263H109ZM113 264V263H112ZM177 264V263H176ZM180 264V263H179ZM186 264V263H185ZM195 264V263H194Z\"/></svg>",
    "mask_w": 264,
    "mask_h": 264
}]
</instances>
